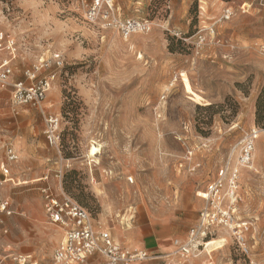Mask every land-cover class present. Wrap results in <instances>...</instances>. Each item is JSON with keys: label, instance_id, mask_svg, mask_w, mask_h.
Returning a JSON list of instances; mask_svg holds the SVG:
<instances>
[{"label": "rangeland", "instance_id": "rangeland-1", "mask_svg": "<svg viewBox=\"0 0 264 264\" xmlns=\"http://www.w3.org/2000/svg\"><path fill=\"white\" fill-rule=\"evenodd\" d=\"M113 2L121 19L148 21L151 30L124 38L92 26L80 0H0V32L15 48L10 83L28 85L24 72L40 59L63 58L60 70L39 74L57 78L37 106H14L12 87L0 89V164L3 145L17 153L11 182L0 186V202L10 201L12 211L0 213V250L52 264L63 235L43 214L40 189L50 186L125 251H144L136 247L138 231L150 227L169 245L162 260L149 255L129 264H264V121L255 123L264 89V0ZM0 59L10 58L3 51ZM49 116L59 119V149L45 142ZM254 129L235 206L234 224L246 230L212 227L182 254L205 206L198 193L221 168L237 166L238 145ZM92 146L98 153L90 157ZM23 220L32 224L22 228L28 244H20L15 226Z\"/></svg>", "mask_w": 264, "mask_h": 264}, {"label": "built area", "instance_id": "built-area-1", "mask_svg": "<svg viewBox=\"0 0 264 264\" xmlns=\"http://www.w3.org/2000/svg\"><path fill=\"white\" fill-rule=\"evenodd\" d=\"M86 3L84 0H80ZM231 12L225 10L222 17L229 19ZM84 21L92 26H101L106 30L117 31L121 37L128 38L134 33L146 34L151 30L148 21L139 19H121L113 0H91L86 3ZM213 32V29H210ZM204 39L199 37L198 44ZM264 52V45L262 47ZM6 51L10 59H0V89L12 87V104L14 106L39 105L45 99L51 84L57 78L55 72H49L41 77V71L50 67L60 70L63 67L61 55L53 54L51 58L40 59L36 64L24 72L25 85L22 81L9 82L12 74L11 62L14 58V41L9 40L0 32V53ZM10 83V84H9ZM59 119L49 116L45 120V142L47 146L59 149L60 131ZM258 132L254 129L242 138L238 145L236 167L221 168L216 179L210 182L204 192L198 193L205 201V206L199 211L198 223L190 230L188 242L179 246L182 254H189L192 248L199 246V241L204 240L212 227L222 226L225 229L246 230V224H234L237 195L239 188V170L250 168L255 139ZM4 162L0 164V186L11 182L9 178V164L17 160L14 147L3 145ZM47 177L43 178V181ZM40 193L43 200V210L47 222L57 226L62 231V239L53 251L52 264H129L144 260L149 257L146 251L131 253L121 248L107 231L97 232L89 212L82 208L76 201L63 196L57 197L49 186L42 187ZM10 201L0 202V213L10 216ZM240 246L245 249L240 231L236 232ZM178 245V241L174 243ZM0 264H36L31 257L22 255H8L0 253Z\"/></svg>", "mask_w": 264, "mask_h": 264}, {"label": "crops", "instance_id": "crops-1", "mask_svg": "<svg viewBox=\"0 0 264 264\" xmlns=\"http://www.w3.org/2000/svg\"><path fill=\"white\" fill-rule=\"evenodd\" d=\"M142 1L144 3L148 2V0H142ZM3 162H4V159H3ZM3 162H1V163H3ZM43 178H45V177H43ZM43 178H40L36 181L43 180ZM22 209L25 210V211H23V213L29 214V209L27 208V206H25V207L22 206ZM43 214H44V212H43ZM7 221H9V223H11V224H14L17 222V221H15V219H7ZM24 225H31L32 226V224H30L26 220H23V222H21V224L19 223V224L15 225V226H17V229L20 231L18 234L19 239L22 240V243H20V244H28V242H29L28 236H26L25 232L22 231V228ZM138 234H140V236L142 237V240H141L140 244H136V247L140 248V246H142L144 251H146L149 255L153 256L152 259H155V260L161 259V258H163V254L165 252H168L169 245L167 243H164V241H158L157 239H155L154 233H153L151 227L149 229L147 228V230H145L143 232H142V230L138 231ZM45 236L47 238L49 237V236H47V234H45ZM0 253L12 255V256H15V255H22V256H26V257L29 256L27 254H21V253H16V252L14 253L10 249L9 246H7L4 249H1Z\"/></svg>", "mask_w": 264, "mask_h": 264}, {"label": "trees", "instance_id": "trees-1", "mask_svg": "<svg viewBox=\"0 0 264 264\" xmlns=\"http://www.w3.org/2000/svg\"><path fill=\"white\" fill-rule=\"evenodd\" d=\"M256 105L255 123L260 125L264 121V89L257 99Z\"/></svg>", "mask_w": 264, "mask_h": 264}, {"label": "bare ground", "instance_id": "bare-ground-1", "mask_svg": "<svg viewBox=\"0 0 264 264\" xmlns=\"http://www.w3.org/2000/svg\"><path fill=\"white\" fill-rule=\"evenodd\" d=\"M139 57H140V56H139ZM260 134H261V133H260ZM97 153H98V150H97L96 147H94V146H92V147L89 149V151H88V155H89L90 157L95 156ZM129 181L133 182L131 179H130ZM50 237H52V236H50ZM202 245H204V244H202Z\"/></svg>", "mask_w": 264, "mask_h": 264}]
</instances>
